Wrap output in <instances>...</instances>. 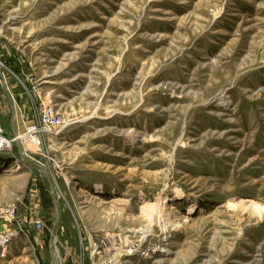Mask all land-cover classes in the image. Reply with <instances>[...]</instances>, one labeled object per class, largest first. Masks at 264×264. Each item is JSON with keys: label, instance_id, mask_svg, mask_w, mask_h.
I'll return each mask as SVG.
<instances>
[{"label": "rangeland", "instance_id": "obj_1", "mask_svg": "<svg viewBox=\"0 0 264 264\" xmlns=\"http://www.w3.org/2000/svg\"><path fill=\"white\" fill-rule=\"evenodd\" d=\"M0 69L32 100L0 202L39 189L50 242L21 232L24 264H264V214L230 206L264 208V0H0Z\"/></svg>", "mask_w": 264, "mask_h": 264}, {"label": "crops", "instance_id": "obj_2", "mask_svg": "<svg viewBox=\"0 0 264 264\" xmlns=\"http://www.w3.org/2000/svg\"><path fill=\"white\" fill-rule=\"evenodd\" d=\"M32 108V100L30 92L27 90V88L24 85V82H21L19 84H14L12 82H8L7 75L5 73L1 72L0 69V123H2L6 130V135L9 138H14L17 135H21L22 128L26 125H29L30 122H24L26 118H28L26 115L28 111H30ZM21 118L23 122H21ZM19 157L21 156V153H18ZM13 156H15L13 154ZM6 160H10L11 164L15 165L14 158L10 156V158L3 157ZM18 165V163H17ZM19 174L20 172H16ZM23 173V172H22ZM20 173V174H22ZM23 175V174H22ZM21 176V175H20ZM33 188H26L24 191L29 190V193L27 196L23 195L20 196H9L6 201L0 202V205H4L6 203H17V206L19 208V217L20 222L23 225L24 229L22 234H25L26 240H29L34 243L35 246H37V250L39 252L40 258H42V254L47 249L48 245L50 248V242L46 241V237L40 236L37 237L35 233L31 234V230L27 229L31 227L30 224L33 219L30 217L29 213L32 207H37L40 204L39 199L37 200V196L40 195L38 192H40L39 189H35L36 191H32ZM31 207V208H30ZM33 210V209H32ZM27 223V224H26ZM29 225V226H28ZM31 225V226H30ZM33 227V226H32ZM29 230V231H28ZM7 232L3 234H7ZM25 237L18 236L15 241L12 243L10 248L8 249V252L6 254V257H1V251H0V260L3 262L7 260L5 264H24L27 254V248L25 246L19 245V240H23ZM16 246H19L17 249ZM61 247L66 251L64 252L65 258L63 259L65 261V264L70 260L73 262V264H78L79 259L77 260L75 258L74 252H69L66 250L63 244H61ZM75 260V261H74ZM85 260V259H84ZM83 260L82 264H90L89 260ZM3 264V263H2ZM68 264H71V262H68Z\"/></svg>", "mask_w": 264, "mask_h": 264}, {"label": "built area", "instance_id": "obj_3", "mask_svg": "<svg viewBox=\"0 0 264 264\" xmlns=\"http://www.w3.org/2000/svg\"><path fill=\"white\" fill-rule=\"evenodd\" d=\"M69 124L70 122H66V120L53 109L48 110L47 112L41 114L39 123H33L29 126L27 138L28 140L36 141L39 135L47 132L48 130H61L67 127ZM23 140L24 137H22L20 134L14 138H9L6 135L4 125L0 123V154L12 151L14 145L22 142ZM17 162L18 161H15V163ZM0 221L9 227V232L7 234H0L1 257L5 258L8 249L15 239L21 235V232H23L24 229V224L20 222L19 208L17 203L13 202L0 205ZM30 224L33 225L38 232H42L45 228L44 221L39 217H35ZM107 253V250L95 249V251L92 252L90 256L85 258V260H89L90 264H107L104 262V257ZM100 260L102 261L99 262Z\"/></svg>", "mask_w": 264, "mask_h": 264}, {"label": "bare ground", "instance_id": "obj_4", "mask_svg": "<svg viewBox=\"0 0 264 264\" xmlns=\"http://www.w3.org/2000/svg\"><path fill=\"white\" fill-rule=\"evenodd\" d=\"M25 141L28 143V144L25 143V147H26L27 151L29 149L31 150L33 148L29 143H31L32 145L38 143V139H36V141H32V140H30V141L29 140H25ZM95 191L97 193H99V192L102 193L103 189H101V187H97V188H95ZM113 202H115V200H113L112 202H108V203H113ZM230 206L233 207V208H242L246 212H255V213H258L260 216H263V214H264V208L261 205H259L258 203L254 202V201H250V200H241L240 203H238V204H232L231 203ZM141 208H143V207H141ZM173 210H174V207H171L168 210L169 213H167V215H166L167 218H171L173 216L172 215ZM179 221H181V220H176V221L173 222V225L175 226V228H179L180 227V222Z\"/></svg>", "mask_w": 264, "mask_h": 264}]
</instances>
